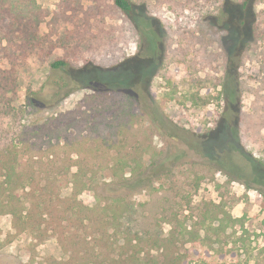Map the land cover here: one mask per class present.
Listing matches in <instances>:
<instances>
[{
  "label": "trees",
  "instance_id": "obj_1",
  "mask_svg": "<svg viewBox=\"0 0 264 264\" xmlns=\"http://www.w3.org/2000/svg\"><path fill=\"white\" fill-rule=\"evenodd\" d=\"M65 2L72 5V0ZM112 2L132 19L140 35L147 36L149 48L156 50L159 38L154 30L144 29L143 23L149 18L133 0ZM254 5L258 8L249 20L232 25L238 33L237 45L228 54L225 78L217 83L227 93L251 42L264 40V0H241L240 10L247 16ZM41 11L37 0H0V218L10 214L17 232L31 231L41 240L56 236L67 257L51 258L44 264H141L142 255L152 249L161 252L164 264H227L224 257L233 256V250L220 252L215 245L235 223L241 221L244 234L248 230L243 216L233 217L219 204H214L219 209L206 215L197 231L186 228L191 242L210 246L194 260L180 249L182 232L171 230L165 237H146L125 230L122 217L132 195L179 165L197 162L191 152L200 155L199 163L206 168L217 169L264 196V109L247 112L229 99L224 110L229 132L235 140L248 143L251 153L231 143L209 156L203 144L209 132L204 135L174 121L153 96L155 65H141V71L131 80H106L101 75L105 67L99 70L87 63L78 68L66 56L51 57L52 52L40 45L36 18ZM99 28L86 32H91L92 42L100 43L104 51L116 31ZM33 63H43L47 73L38 85H27L23 101L17 103L21 77ZM81 89L123 93L125 103H136L150 128L173 143L159 156L145 160L144 155L123 154L121 146L101 132L92 140L90 135L97 131L98 124L88 125L86 118L77 119L74 109H67L64 102ZM190 97L195 104L203 100L199 92H192ZM107 176L109 180H105ZM86 190L94 191L101 202L84 203L80 194Z\"/></svg>",
  "mask_w": 264,
  "mask_h": 264
},
{
  "label": "rangeland",
  "instance_id": "obj_2",
  "mask_svg": "<svg viewBox=\"0 0 264 264\" xmlns=\"http://www.w3.org/2000/svg\"><path fill=\"white\" fill-rule=\"evenodd\" d=\"M37 2L42 7L36 18L40 45L52 52L51 57L66 56L78 68L87 63L99 70L105 67L101 75L106 80H131L141 71V65L150 62L156 66L151 77L153 96L174 121L204 135L209 132L203 143L207 155H214L215 149L231 143L251 153L248 143L235 140L230 134L224 110L232 98L236 106L247 112L264 109V40L251 42V49L234 75V87L227 84L228 93L217 83L225 78L228 54L237 45L238 33L232 25L249 20L256 5L246 16L240 10L241 0H133L149 18L143 28L154 30L159 38V47L151 50L147 36L140 35L132 19L113 6L112 0H72V5L65 0ZM99 27L116 31L104 51L89 36ZM88 29L91 32H86ZM46 73L43 63L30 64L21 77L16 102L23 101L27 85H38ZM192 92L203 97L197 102L200 105L193 103ZM123 96L119 91L81 89L64 102L67 109H74L77 119L86 118L88 125L98 124L97 131L90 135L92 140L99 138L101 132L120 145L123 154L144 155L145 160L159 156L173 140L151 129L136 103L126 104ZM191 153L197 162L179 165L171 174L130 197L122 217L124 229L146 237H165L171 230L182 232L180 249L189 252L194 260L200 253L208 252L210 246L191 242L187 230L197 231L206 215L219 209L214 204H219L233 217L243 216L248 230L244 234L241 221L235 223L221 236L220 246L215 245L220 252L233 250V256L224 257L227 264H246L248 258L249 264H264V196L217 169L206 168L199 163L200 155ZM80 199L89 205L101 202L94 191L88 190L80 194ZM200 234L203 236L204 232ZM65 257L56 236L41 240L34 232H17L12 216H1L0 264H44L51 258ZM161 259V252L152 249L142 255L141 264H164Z\"/></svg>",
  "mask_w": 264,
  "mask_h": 264
}]
</instances>
